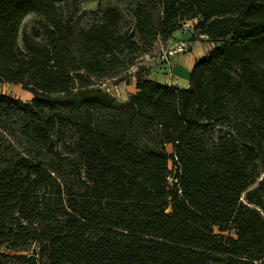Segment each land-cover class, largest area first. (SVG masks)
Returning <instances> with one entry per match:
<instances>
[{
    "label": "trees",
    "instance_id": "16d2710c",
    "mask_svg": "<svg viewBox=\"0 0 264 264\" xmlns=\"http://www.w3.org/2000/svg\"><path fill=\"white\" fill-rule=\"evenodd\" d=\"M194 19L190 85L141 67L114 113L98 81ZM4 82L33 97L0 92V262L264 264V0H0Z\"/></svg>",
    "mask_w": 264,
    "mask_h": 264
},
{
    "label": "rangeland",
    "instance_id": "374dc122",
    "mask_svg": "<svg viewBox=\"0 0 264 264\" xmlns=\"http://www.w3.org/2000/svg\"><path fill=\"white\" fill-rule=\"evenodd\" d=\"M61 3H77L80 6L81 11L86 9H95L97 8L99 1H102L103 4H106L108 2L112 3L113 0H57ZM38 19V15L34 13L28 14L22 23V27L20 29V38L19 42L21 44V35L24 29H29L34 21ZM197 20H188L184 23L182 28H180L178 31V36H173L172 38L168 40H158L155 42V44L152 46V48L146 52L141 53L140 56L136 59V63L129 67L128 69H124L120 71L116 76L104 78L102 80H99L97 85H100L102 89H104L105 92L109 93V95L114 99L113 103L116 105V108H113L112 111L119 112L121 111V107L119 106L121 104H125L132 94H134L136 90V72L140 70L141 67L145 68V73L151 76H155V74L159 73V71H165L167 75H171V77L175 76H182V74H189L190 70H186L185 67H181L179 59L176 60L177 64L176 68L175 61L173 60L175 57L177 58L180 54L187 55L188 53H191L192 56L194 55V52L191 51L192 49V41L200 40V41H208L211 42L206 36H197L195 35V29L194 24ZM174 35H176L174 33ZM186 43L188 45V51L183 52L177 50L178 47L182 44ZM196 43H199V41H196ZM181 59V58H180ZM170 66L168 68L167 65ZM194 65V64H193ZM0 92L7 94L9 96H12L14 98H19L23 101H30L33 97V93L30 90L24 89L22 84L17 83H9L4 82L0 83ZM108 113L103 111L102 113H98V115L105 116ZM64 137L57 138V141H60L59 139H65L66 141H69L73 139L74 137V130L70 124V122H67L64 126ZM57 144V142H56ZM15 149V150H14ZM24 146L22 147L18 141L17 138L10 135L8 132H4L0 129V160L1 157L9 156L11 153H17L16 151H23ZM167 150L171 151L172 146L169 144L167 145ZM37 251V244H32L28 250L24 252V254L34 255ZM5 256L3 257V262H0V264H20L19 260L15 258V253L10 250H3ZM43 263V260H40V264Z\"/></svg>",
    "mask_w": 264,
    "mask_h": 264
},
{
    "label": "crops",
    "instance_id": "0c3cea01",
    "mask_svg": "<svg viewBox=\"0 0 264 264\" xmlns=\"http://www.w3.org/2000/svg\"><path fill=\"white\" fill-rule=\"evenodd\" d=\"M178 32L176 31L174 36H178ZM173 39V38H172ZM196 41H199V43H196ZM192 41V49L191 51L194 52V55L192 56L191 53L180 54L177 58L175 57L173 60L175 61V67L177 66L176 60L179 59L181 67H185L186 70H189L196 60L204 57L208 52L214 47V42H208V41H200L196 40ZM181 58V59H180ZM165 65L168 66V64L165 63ZM170 68V66H168ZM150 78L157 80L160 83L163 84H169V85H176L179 87H188L190 85L189 81V74H182V76H175L171 77V75H167L165 71H159V73L155 74V76H151Z\"/></svg>",
    "mask_w": 264,
    "mask_h": 264
},
{
    "label": "built area",
    "instance_id": "2783aa9c",
    "mask_svg": "<svg viewBox=\"0 0 264 264\" xmlns=\"http://www.w3.org/2000/svg\"><path fill=\"white\" fill-rule=\"evenodd\" d=\"M188 45L186 44V43H182L179 47H178V49L177 50H179V51H183V52H187L188 50Z\"/></svg>",
    "mask_w": 264,
    "mask_h": 264
}]
</instances>
